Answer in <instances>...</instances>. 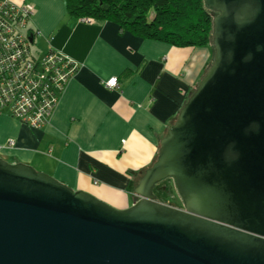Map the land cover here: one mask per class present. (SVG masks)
<instances>
[{
	"label": "water",
	"instance_id": "95a60500",
	"mask_svg": "<svg viewBox=\"0 0 264 264\" xmlns=\"http://www.w3.org/2000/svg\"><path fill=\"white\" fill-rule=\"evenodd\" d=\"M204 1L212 62L132 205L0 157V264H264V0ZM168 179L182 207L155 194Z\"/></svg>",
	"mask_w": 264,
	"mask_h": 264
},
{
	"label": "crops",
	"instance_id": "0c3cea01",
	"mask_svg": "<svg viewBox=\"0 0 264 264\" xmlns=\"http://www.w3.org/2000/svg\"><path fill=\"white\" fill-rule=\"evenodd\" d=\"M34 10L28 35L43 55L78 66L41 128L0 117V157L126 209L156 161L160 140L212 62L211 48L143 40L112 22L71 19L63 0H0ZM31 31V33H30ZM117 77L119 86L105 83Z\"/></svg>",
	"mask_w": 264,
	"mask_h": 264
},
{
	"label": "built area",
	"instance_id": "2783aa9c",
	"mask_svg": "<svg viewBox=\"0 0 264 264\" xmlns=\"http://www.w3.org/2000/svg\"><path fill=\"white\" fill-rule=\"evenodd\" d=\"M33 12L31 6L8 2L0 5V117L8 114L33 128H41L57 107L78 66L54 51L33 56L26 31ZM105 85L109 89L118 88L119 80L113 77ZM15 145L9 139L5 146H0V151Z\"/></svg>",
	"mask_w": 264,
	"mask_h": 264
},
{
	"label": "trees",
	"instance_id": "16d2710c",
	"mask_svg": "<svg viewBox=\"0 0 264 264\" xmlns=\"http://www.w3.org/2000/svg\"><path fill=\"white\" fill-rule=\"evenodd\" d=\"M63 1L71 19L112 22L121 31L135 37L174 47L212 48L213 18L216 13L207 9L204 0ZM77 70L78 67L74 72ZM173 188L176 189V186L172 179L159 183L155 189L161 195L160 198L157 196L158 199L165 202L164 197L170 196Z\"/></svg>",
	"mask_w": 264,
	"mask_h": 264
},
{
	"label": "rangeland",
	"instance_id": "374dc122",
	"mask_svg": "<svg viewBox=\"0 0 264 264\" xmlns=\"http://www.w3.org/2000/svg\"><path fill=\"white\" fill-rule=\"evenodd\" d=\"M89 21H90V19H89ZM91 21H93V20H91ZM30 48H31V52H32L33 56H39L40 53H42V51L40 50V47L38 45V41L37 42L35 41L34 43H31V47ZM211 51H212V48H211ZM169 185L171 187H173L171 185V183ZM164 200H165L166 203H174V204L178 205L179 207L183 206L182 200H181V198H180V196H179V194H178V192L176 191L175 188H173V191H171V195L170 196L166 195V197H164Z\"/></svg>",
	"mask_w": 264,
	"mask_h": 264
},
{
	"label": "flooded vegetation",
	"instance_id": "af4514ba",
	"mask_svg": "<svg viewBox=\"0 0 264 264\" xmlns=\"http://www.w3.org/2000/svg\"><path fill=\"white\" fill-rule=\"evenodd\" d=\"M163 189H165V188H163ZM155 193L157 194V196L160 198V194L158 193V190H155Z\"/></svg>",
	"mask_w": 264,
	"mask_h": 264
}]
</instances>
